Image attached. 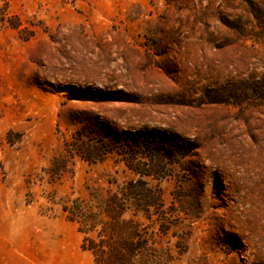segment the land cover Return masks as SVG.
<instances>
[{"label": "rangeland", "instance_id": "374dc122", "mask_svg": "<svg viewBox=\"0 0 264 264\" xmlns=\"http://www.w3.org/2000/svg\"><path fill=\"white\" fill-rule=\"evenodd\" d=\"M0 264H264V0H0Z\"/></svg>", "mask_w": 264, "mask_h": 264}]
</instances>
